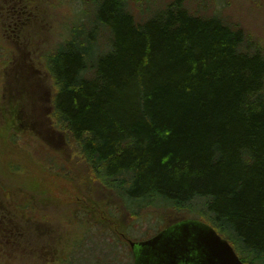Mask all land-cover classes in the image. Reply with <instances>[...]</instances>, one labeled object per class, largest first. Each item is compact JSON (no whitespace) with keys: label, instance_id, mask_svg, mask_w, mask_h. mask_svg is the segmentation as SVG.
I'll return each instance as SVG.
<instances>
[{"label":"trees","instance_id":"trees-1","mask_svg":"<svg viewBox=\"0 0 264 264\" xmlns=\"http://www.w3.org/2000/svg\"><path fill=\"white\" fill-rule=\"evenodd\" d=\"M133 5L102 0L46 57L57 129L134 218L185 211L264 264V45L208 0Z\"/></svg>","mask_w":264,"mask_h":264},{"label":"rangeland","instance_id":"rangeland-1","mask_svg":"<svg viewBox=\"0 0 264 264\" xmlns=\"http://www.w3.org/2000/svg\"><path fill=\"white\" fill-rule=\"evenodd\" d=\"M91 1L0 0V264H125L124 236L143 240L192 217L167 208L134 218L57 129L46 57L102 0ZM133 2L140 11L147 0ZM208 5L264 45V0ZM52 156L65 172L45 164Z\"/></svg>","mask_w":264,"mask_h":264},{"label":"flooded vegetation","instance_id":"flooded-vegetation-1","mask_svg":"<svg viewBox=\"0 0 264 264\" xmlns=\"http://www.w3.org/2000/svg\"><path fill=\"white\" fill-rule=\"evenodd\" d=\"M182 222L159 229V232L154 236L143 240H133L124 236L123 242L119 244L120 248L124 244L130 250V255L129 257L127 256L128 260L125 264H207L201 254L193 251L191 248L193 246L192 243L190 245L187 243L188 247L183 244L182 238L185 232L179 227ZM163 233L164 235L161 239L153 241ZM238 256L242 262L249 264L239 254Z\"/></svg>","mask_w":264,"mask_h":264},{"label":"water","instance_id":"water-1","mask_svg":"<svg viewBox=\"0 0 264 264\" xmlns=\"http://www.w3.org/2000/svg\"><path fill=\"white\" fill-rule=\"evenodd\" d=\"M179 227L185 232L182 238L183 244L188 247L192 243L193 251L201 254L207 264H245L231 243L207 223L191 219L183 221ZM163 235L164 233L153 241L161 239Z\"/></svg>","mask_w":264,"mask_h":264}]
</instances>
